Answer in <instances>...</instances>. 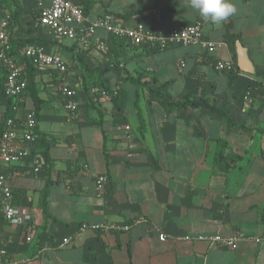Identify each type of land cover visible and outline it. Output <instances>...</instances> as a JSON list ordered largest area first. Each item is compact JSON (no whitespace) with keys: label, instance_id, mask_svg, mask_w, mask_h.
<instances>
[{"label":"crops","instance_id":"crops-1","mask_svg":"<svg viewBox=\"0 0 264 264\" xmlns=\"http://www.w3.org/2000/svg\"><path fill=\"white\" fill-rule=\"evenodd\" d=\"M232 2L236 13L220 24L203 19L190 0L85 2L90 21L111 13L158 32L199 22L215 42L206 51L199 44L129 47L102 28L86 49L41 24L40 8L51 0H0L15 51L35 44L28 39L46 40L49 52L69 62L78 90V109L70 113L56 74L34 67L37 149L45 166L38 174L21 163L0 164V171L36 231L27 243L25 230L0 213V246L34 256L51 244L33 264H264V0ZM231 60L235 70L216 69ZM4 78L0 66V113L9 101ZM98 88L108 96H98ZM152 90L170 103L206 100L224 113L190 104L169 110ZM35 107L30 89L17 115ZM102 174L108 177L104 196L95 184ZM136 219L144 221L122 228ZM217 234H240L238 248L184 239ZM64 238L69 242L61 247Z\"/></svg>","mask_w":264,"mask_h":264},{"label":"built area","instance_id":"built-area-1","mask_svg":"<svg viewBox=\"0 0 264 264\" xmlns=\"http://www.w3.org/2000/svg\"><path fill=\"white\" fill-rule=\"evenodd\" d=\"M88 0H51V5L40 8V21L57 38H67L73 41H82L84 48H90V38L99 28L113 35L129 47L144 46L152 50H164L171 44L187 46L199 44L204 50L215 49V42L204 37L202 25L199 22L183 23L169 32H158L138 23L129 26L117 16L105 13L101 17L90 21L87 16L85 2ZM9 21L0 6V66L5 72L2 95L11 101L14 117H6L0 113V164H29L30 172L38 174L45 166V156L37 149L38 139L36 128L38 115L35 109L28 108L23 116H18L20 101L29 87L27 76L28 64L34 67H45L57 76L59 91L62 95L65 108L74 113L78 106L75 102L77 88L73 84L69 62L59 53L49 52L45 45L28 44L18 50L19 57L13 51L12 37L8 32ZM28 63V64H27ZM218 71H233L234 61L216 63ZM98 96H108L105 89H96ZM97 192L104 196L107 192L108 177L98 175L95 179ZM13 189L9 184V175L0 171V213L10 224L25 230V241L31 243L36 231L34 218L31 212L13 200ZM144 221L136 219L130 224L123 225L124 230L131 229L135 224ZM82 229L92 228L95 231L118 229L115 224H82ZM240 234L227 237L222 235H198L193 237L185 235L186 240L207 241L218 247L235 250L238 248ZM161 241L166 240L165 235L160 236ZM69 238L62 239L59 246L63 247ZM34 256L12 255L4 246H0V264H33L43 250L51 247L45 244Z\"/></svg>","mask_w":264,"mask_h":264},{"label":"trees","instance_id":"trees-1","mask_svg":"<svg viewBox=\"0 0 264 264\" xmlns=\"http://www.w3.org/2000/svg\"><path fill=\"white\" fill-rule=\"evenodd\" d=\"M14 41V40H13ZM47 41L46 40H39V39H28V43H36V44H42L44 45ZM14 43V42H13ZM12 43L13 45V51L11 53H14L15 55H17V57H19V54H18V50L15 51L14 49V44ZM16 45V44H15ZM20 58V57H19ZM28 64V63H27ZM34 70V66L32 64H28V69H27V76L29 78V87L28 89L26 90V92L28 90L31 89V92H32V96H33V99L35 101V105L36 107L34 108L35 109V112L37 113V115L39 114V109H40V99L36 93V90H35V82H34V76L32 75V72ZM31 75V77H30ZM25 92V93H26ZM152 92L154 93L155 97L159 100H161V102L169 109V110H172L176 107H185L187 104H190L191 106L193 107H200V106H206V107H209L210 109L212 110H215V111H219L220 113H224L220 108H217V107H214L212 106L211 104H209L206 100H200V101H197V102H193V101H189V100H186L184 102H168L164 96L156 91V90H152ZM24 93V94H25ZM93 98V97H92ZM140 111V110H138ZM6 117H14L15 116V112L12 110V105H11V101L9 100L8 101V105H7V109H6V112L4 113ZM98 122L100 123L101 120L99 119ZM222 158H224L223 156V152L221 153H218L217 154V159L220 161H222ZM223 170H225L227 168V166H222L221 167Z\"/></svg>","mask_w":264,"mask_h":264},{"label":"clouds","instance_id":"clouds-1","mask_svg":"<svg viewBox=\"0 0 264 264\" xmlns=\"http://www.w3.org/2000/svg\"><path fill=\"white\" fill-rule=\"evenodd\" d=\"M190 5L203 19L215 24L227 21L237 11L232 0H190Z\"/></svg>","mask_w":264,"mask_h":264}]
</instances>
